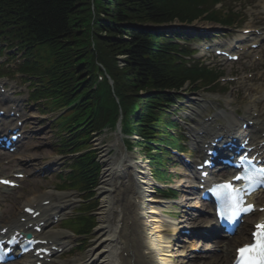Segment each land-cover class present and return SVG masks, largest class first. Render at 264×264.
<instances>
[{"label": "trees", "instance_id": "16d2710c", "mask_svg": "<svg viewBox=\"0 0 264 264\" xmlns=\"http://www.w3.org/2000/svg\"><path fill=\"white\" fill-rule=\"evenodd\" d=\"M93 1L94 16L91 0H0V28L12 27L11 31L28 47L40 44L41 51L42 46H48L47 61L51 58L53 64L50 81H39L44 92L48 89L46 93L62 101L70 99L74 92L83 93L80 109L85 115L99 113L106 106V86L88 91V81L79 78L86 70L94 72L96 54L115 81L126 124L131 120L151 124L155 120L152 113L160 121L164 105L173 101L174 96L166 89H177L187 80L205 83L213 79L211 71L174 64L162 33L141 27L175 18L191 22L203 15L207 10L204 5L210 0ZM91 36L96 51L92 49ZM118 54L126 55L123 68L116 64ZM107 113L106 118H113L116 108L114 113L110 109ZM154 125L159 124L152 123L148 132L156 128Z\"/></svg>", "mask_w": 264, "mask_h": 264}, {"label": "bare ground", "instance_id": "6f19581e", "mask_svg": "<svg viewBox=\"0 0 264 264\" xmlns=\"http://www.w3.org/2000/svg\"><path fill=\"white\" fill-rule=\"evenodd\" d=\"M247 90L252 93L259 91L257 88L253 87H247ZM8 101L9 100L0 94V105H4ZM5 106L7 107V111L13 109L19 111L14 104ZM250 112L251 109L245 107V113L249 114ZM261 114L264 115V111ZM215 115L221 116L220 113ZM243 118H246V116ZM249 119H254V117ZM211 123V121L201 122V129H204L205 134L211 133L212 130L209 131L207 127ZM237 125L238 121L236 117L228 118L223 125L217 129V132L218 134H225L229 129H235L238 127ZM213 128L214 127H212V129ZM247 131L252 138L250 145H258L261 141L264 142V128L258 121L255 120L254 124L248 128ZM202 137L204 136L194 135L193 139L198 143L201 141ZM117 140L118 137L107 143L105 147H101L100 150L101 158H103V161H105L106 164L101 175L102 201L97 213L100 222L99 231L106 233V237L101 238L98 241L97 246L89 250V252L83 255V257L74 260L75 262L69 264H132L131 261L135 250L139 252V257L134 260V264H171L167 257H165V252H167V249L170 247L169 243L171 242L172 237L170 233H173L176 230L180 232L179 228L182 225L177 226L168 223L161 217L160 213L152 210V205L157 201L159 202V200L150 197L151 194L148 187L151 184L147 179L146 172L142 170L141 167V169L137 170V167L130 163L120 165L122 163L121 160L115 162L112 158H109L108 154L110 152V147L116 146ZM202 151V148L199 147V152L201 153L198 157L200 155L206 156V153L204 152V154ZM118 152H120V157H122L124 151L119 149ZM27 157H30V155H27ZM193 176V185H195V182H197L195 172H193ZM190 191L193 194L200 193V191H197L193 187L190 188ZM179 195L183 197L182 193ZM48 198L56 199L57 202L51 206H46L42 201ZM59 199H61V195H56L50 191L39 193L29 191L24 199V203L22 202L23 207L30 206L36 210H40V215L37 218L28 216L27 222H21L20 218L22 216L25 217L26 215L23 212V207L18 206L12 214L2 222L1 227H8L7 234L11 233L14 229L32 231V228L27 226L28 223L33 222L36 224L39 221L47 223L50 219L64 210L67 202H61ZM185 199L187 198L184 197V200ZM210 222L212 221H209L208 223ZM211 229V226H207V230L210 231ZM245 230L246 225H243L240 232L243 233ZM241 234L232 238L228 244H222V241H219L220 249H218L220 250V253H217L213 259L217 264L231 263V245L241 242V240L244 239L241 237ZM47 236L53 239L52 244H55L58 247L62 245L63 242L61 240L63 234L49 233ZM242 242H244V240ZM130 244L131 246L135 245L136 247L133 246L134 249L128 247ZM125 250L127 251L126 256L123 254ZM202 256L189 255L186 257L201 258ZM86 257H88L87 261H85ZM82 259L83 261L80 262ZM181 263L184 264L185 262L181 261ZM42 264L66 263H48L45 260H42Z\"/></svg>", "mask_w": 264, "mask_h": 264}, {"label": "rangeland", "instance_id": "374dc122", "mask_svg": "<svg viewBox=\"0 0 264 264\" xmlns=\"http://www.w3.org/2000/svg\"><path fill=\"white\" fill-rule=\"evenodd\" d=\"M240 2H238V0H235L232 2L233 5H237L236 8L239 7H245L244 11L246 13V16L248 18V20L251 19L252 16H256V19H259L260 15H263L264 13V0H239ZM243 11V10H242ZM243 11V12H244ZM210 25H214L208 22H204V21H196L194 23V28L195 29H186V31L190 34V38H188V43L190 44L193 40L192 37L194 35H199L201 36V39H198L200 41L204 40L205 37H210L211 35H217V34H222V33H217V32H212L207 33L206 34H201L204 30L203 28L205 26H210ZM263 28V27H262ZM194 43V42H193ZM15 52V50H11L10 53ZM17 55V54H16ZM123 57V56H121ZM214 64L216 66H219L221 69L225 70V76L233 73V74H237L238 73H242L247 71L246 69H242V66H240L239 64H235V63H226L225 65L220 61L217 60L216 62H214ZM242 69V70H241ZM241 70V71H240ZM240 71V72H239ZM261 73V71H259L258 75ZM25 89H24V93H25ZM184 99L182 102V105L184 106V109H182L180 111L181 117L182 119L185 120L184 124H191V122L187 119L188 118V114L193 112V111H198L201 112V109L196 108L193 104L188 103L189 100L193 101L196 100L198 101L200 104L204 103V105H208L207 101L209 100H220V104H223V101L225 99V97L223 96V94L218 93L217 91L212 92L211 89L209 90H202L201 88H197V87H187L184 91ZM230 92L227 93V97L229 96ZM25 95V94H24ZM23 95V96H24ZM26 102V101H25ZM207 113H204L203 116H205ZM54 115V113H50V114H43L41 112H39L36 103L31 104L29 101L27 102V105H25V117L28 119V124L31 125V130L29 131L30 133V138L28 141H26V144L28 146L27 150H30L31 152H35L37 157L39 158L41 156H46V158H56L57 156V150L56 147L54 146L55 141L57 140V138L54 135L53 130L51 129L50 126V116ZM201 118H197L196 120H200ZM113 134H115L114 132L105 130L102 133H97L94 135V137L90 138V143H92V147L97 148L96 143L98 141H101L104 145H106L109 141L112 140L113 138ZM102 144V146H103ZM101 146V147H102ZM119 148L123 149V144L120 143L119 144ZM119 148H114L112 150V152L109 154V156L111 158H114L115 160L118 159L117 156L119 153L118 149ZM133 154L130 155L131 159L134 158L135 161H132V163H134L137 166H142L147 174V176L151 179V175H150V171L148 169L147 163L145 161H142V163H136V162H140L142 158H144L136 149H133L131 151ZM143 154V153H142ZM6 156V155H5ZM100 153H99V158L100 159ZM17 157L14 156V160ZM64 159V158H63ZM101 160V159H100ZM18 162V160H15ZM102 161V160H101ZM15 162V163H17ZM69 162L66 159L65 160V165L68 166ZM140 164V165H138ZM0 165H5L4 163V159L0 162ZM101 174L103 171V163H101ZM172 171L177 170L175 167H171ZM43 175H41L40 177H38L39 179L34 178V175L30 174L28 179L26 181H24V186L21 190L16 191L12 197L8 198L6 203L2 205V207L0 208V211L3 212L4 214L1 215L0 214V220L3 221L8 214L11 213V209L13 208V206H17L21 200L24 199L23 194L27 191V190H32L35 192H40L46 189H52L54 190V186L53 183L56 181L54 178H43ZM43 178V179H42ZM101 179V175L99 178V182ZM98 182V184H100ZM182 183L183 180H181ZM38 184H43L45 185V188L43 189H38L37 186ZM102 185V184H101ZM173 185H175V182L173 183ZM151 190L152 195H154L155 198L158 197V195H155L154 189L151 188L149 189ZM153 190V191H152ZM182 190H185V188H182ZM101 186H97L96 190H95V195H93V198H96V203H98V207H96V211H95V220L97 223V226L94 228V230L87 236V239L84 241L83 243V248L79 249V251H77L76 253H73L71 256L66 257V258H58L57 261H63V262H68L69 260H73V259H77L78 257H80L81 255H85L86 252L88 253L89 250L95 248L98 244V241L103 238L106 237V233L104 232H100L99 231V226H100V222L98 219V211L101 205ZM62 195H69V200L71 201V207L68 210V212L72 213V210L74 208H77L79 206V197H78V193L77 192H73V191H64V192H60ZM188 196V195H187ZM176 200L179 201L178 197L175 198ZM188 205L192 208L190 210L184 208V211H182L181 209H179L177 206L171 204H166V206H157L155 205V208L159 211H161L162 216L169 222L172 223H177V224H181L184 223L183 219L184 217V213L188 212V214H190V216H193L195 219L194 221H191L192 223H190V225L188 227H201V221L203 219H205V216H208L207 208L204 204L198 202V200L196 199V196H190L188 197ZM181 211L182 215L181 217H176L175 215H173L172 213H176V214H180L179 212ZM1 223V222H0ZM205 227V226H202ZM55 232H63L65 234L66 237H68V239L72 242V244L75 246L76 244V238L68 231L66 230H62V229H55ZM184 236L180 235V234H175L174 235V239L172 240L171 248L170 251L167 252V258L170 260V263L172 264H179L180 263V258L184 255V253H194L193 251H195V248H200V251L196 252L197 254H206L205 259L209 260V262L207 264H214L211 261V257L214 256L217 252V246L218 244H216L215 241L213 240H202V239H198V238H194L193 236L190 237H185L182 242L180 240V238H183ZM194 238V239H192ZM193 243V244H190ZM196 246V247H195ZM211 248V249H209ZM87 259V258H86ZM177 260V261H175ZM173 261V262H172ZM200 261V259L196 258L194 259H188L186 260L185 264H204L202 262H198ZM94 264V263H93Z\"/></svg>", "mask_w": 264, "mask_h": 264}, {"label": "snow or ice", "instance_id": "6c2138e0", "mask_svg": "<svg viewBox=\"0 0 264 264\" xmlns=\"http://www.w3.org/2000/svg\"><path fill=\"white\" fill-rule=\"evenodd\" d=\"M219 188L221 190L230 189L231 185L224 184V185H220ZM236 203L239 204L240 201L237 200ZM257 227L260 228L261 226H257ZM254 235L259 236V240H260L259 245H250L240 250L242 255L246 254L248 257L244 261V264H264V229H262L261 231H259L257 234ZM254 256H259L260 259L256 260Z\"/></svg>", "mask_w": 264, "mask_h": 264}]
</instances>
